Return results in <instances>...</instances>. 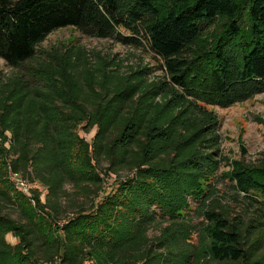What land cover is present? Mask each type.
I'll list each match as a JSON object with an SVG mask.
<instances>
[{"label":"trees","instance_id":"trees-1","mask_svg":"<svg viewBox=\"0 0 264 264\" xmlns=\"http://www.w3.org/2000/svg\"><path fill=\"white\" fill-rule=\"evenodd\" d=\"M68 28L145 46L166 76L85 69L84 90L70 49L34 68L33 85L0 75V255L14 264H264V165L234 164L232 215L211 185L222 155L208 108L264 94V0H0V59L19 68ZM76 143L79 170L65 163ZM120 171L130 176L116 179ZM12 197L36 215L20 205L27 222L8 218ZM191 212L202 218L205 253L179 235L170 249L149 239L158 217L195 231Z\"/></svg>","mask_w":264,"mask_h":264},{"label":"rangeland","instance_id":"rangeland-1","mask_svg":"<svg viewBox=\"0 0 264 264\" xmlns=\"http://www.w3.org/2000/svg\"><path fill=\"white\" fill-rule=\"evenodd\" d=\"M67 49L78 54V56L75 58L72 56V58H74V62L78 67L77 84L84 90H87L82 78V73L85 69L91 71L100 67L109 73L111 72V75L118 74L121 76L142 71L144 73L141 76L146 82H154L164 79L166 76L162 68L163 64L147 47L133 48L116 43L113 40L88 38L70 28L57 30L50 34L36 47L37 53L35 57L19 68H11L0 59V75L5 78L13 75H23L26 80H31L33 85L34 81L39 80V78L35 79L32 70L37 68L38 65H44L50 61V54L61 55ZM35 75L36 77L38 76L37 73ZM208 108L219 119L220 151L222 155L217 178L211 181V185L218 183L216 187L219 190L220 198L223 195L225 196L221 198L222 204L224 207H228L230 213L234 215L233 211H238L240 208L238 202L233 199L234 190L228 179L234 164L238 163L247 168H259L264 165V94L257 95L244 103L235 104L226 109L217 106ZM93 132H83L81 134L84 142L90 141ZM73 149L72 154L66 159L65 163L71 169L79 170L81 168L82 149L77 143ZM100 167H106L105 163L102 162ZM128 176H130L129 172L120 171L116 179H125ZM114 179L115 176L112 179L104 181L105 191L108 192L112 188L111 185H113ZM201 182L202 186L208 183ZM8 190L16 198V192L11 191L10 187ZM66 191L69 194L72 193L70 186L66 187ZM11 201L12 203H5L3 209L5 215L11 220L23 224L27 222L25 216L22 214L20 205H23L27 209L26 211L29 215H36L35 212L28 211L29 207L23 201L14 200L13 197ZM189 204L192 210H197L196 204L191 203V201H189ZM193 212H191L190 216L193 225L196 227L195 231L189 232L184 227L177 228V226L171 224V221L168 222L158 217L157 223L149 229V239L156 243H163L170 249L174 245V236L179 235L187 239L186 245L198 249L202 254L205 253L208 244L206 243V239L202 238L198 232V229L201 227L202 218ZM61 218L63 220H60V223L64 221V214H62ZM41 223L43 228L46 229L48 226L47 219L43 217ZM8 240L11 244L16 243V240L11 236H9ZM14 260L15 258L10 259L8 255H0V264H14ZM203 261L201 260V262Z\"/></svg>","mask_w":264,"mask_h":264},{"label":"built area","instance_id":"built-area-1","mask_svg":"<svg viewBox=\"0 0 264 264\" xmlns=\"http://www.w3.org/2000/svg\"><path fill=\"white\" fill-rule=\"evenodd\" d=\"M15 188L23 195H28V190L29 187L26 182L20 181V180H15Z\"/></svg>","mask_w":264,"mask_h":264}]
</instances>
